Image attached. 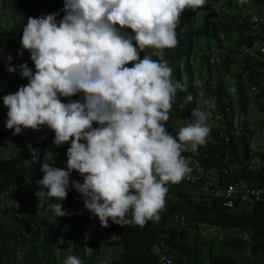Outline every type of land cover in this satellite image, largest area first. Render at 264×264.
Wrapping results in <instances>:
<instances>
[{
	"label": "clouds",
	"instance_id": "9594fccd",
	"mask_svg": "<svg viewBox=\"0 0 264 264\" xmlns=\"http://www.w3.org/2000/svg\"><path fill=\"white\" fill-rule=\"evenodd\" d=\"M207 4V0H55L53 8L45 0L32 6V16L17 32L18 55L0 48V61L9 63L8 68L0 66V82L11 83L0 91V147L8 151L0 159L14 153L26 165L39 162L43 176L32 182L22 171L8 175L4 170L14 181L23 179L11 202L0 195L11 211L8 224L37 229L40 238H55L54 231L33 227L35 220L28 211L39 201L51 211L47 220L67 215L62 201L69 187L80 194L84 208L103 228L109 221L121 227L159 221L169 199H174L171 190L192 172L184 155L205 146L212 129L215 101L205 99L202 90L197 107L177 133L170 134L166 127L167 122L176 124L170 114L178 93L188 91L187 83L175 78L166 50L179 44L176 29L182 13ZM254 40L261 42L251 43ZM23 54L27 63L21 64L17 59ZM194 86L202 89L203 83L197 79ZM193 100V95H185L179 108ZM41 127L46 131L37 136ZM42 139L50 141L55 152L48 154ZM18 166L16 161L14 167ZM71 176H79L78 181L70 183ZM30 195L33 199L28 200ZM189 195L192 202L199 199L196 187L194 192L189 188ZM238 207L222 209L235 212ZM173 217L187 226L182 213ZM95 236L94 246L104 264L136 244L105 230ZM89 238L81 246L86 253L92 250ZM160 254L171 257L160 251L158 264ZM63 264L82 261L69 255Z\"/></svg>",
	"mask_w": 264,
	"mask_h": 264
},
{
	"label": "trees",
	"instance_id": "16d2710c",
	"mask_svg": "<svg viewBox=\"0 0 264 264\" xmlns=\"http://www.w3.org/2000/svg\"><path fill=\"white\" fill-rule=\"evenodd\" d=\"M38 1L45 0H0L2 53L18 55L21 38L17 34L18 29L24 19L32 16L30 9ZM46 2L54 8L55 0H46ZM207 3L202 9L196 11L186 9L182 13L176 29L179 44L175 49L166 50L165 58H168L172 67H175V78L188 85L186 93H178L170 114L176 118V124L166 123L172 135H175L179 127L190 118L191 109L197 107L200 99L197 94L201 90L206 94L205 99L214 98L215 105L219 109L228 108L230 115L235 111L237 114L242 111L241 118L248 119L251 115L248 109L251 101L249 88L253 84L264 87V56L253 57L242 51L244 45H250L253 39L264 36L249 32L246 17L249 11L258 12L262 0H247L240 7L234 0H207ZM59 17L57 14V21ZM203 41H206L205 52L201 50ZM211 41L214 42V52L211 49ZM17 60L21 64L27 63V56L23 54ZM29 61L34 68L32 61L30 59ZM193 61L195 64H192ZM232 64L236 65L234 71H230ZM0 66L8 68L9 63L0 61ZM11 66L16 67L15 64ZM15 76L8 77L7 81L11 82ZM197 79L203 83L202 89L194 86V81ZM5 84L11 83L1 81L0 91ZM187 94L193 95L194 100L187 108L180 109L179 104ZM45 131L41 127L35 134L44 135L42 133ZM212 132L211 129L210 135L213 137ZM42 140V145L49 151L48 154L55 152L56 148L51 146L50 141ZM243 147L236 140L224 147L213 137L212 142L207 139L206 145L199 147L196 154L204 164L220 167L221 157L227 149L242 161L244 157L239 155L242 154L240 149ZM16 161H19L18 167H14ZM0 163L3 166L2 168L0 165V175H2L0 195H7L10 202L16 184H21L23 179L14 181L4 174V170L8 175L22 171L23 178L28 176L32 182L43 176L40 171L41 163L30 162L26 165L23 158L17 159L14 153L8 159H0ZM27 171L29 172L26 173ZM221 177L224 178L222 175ZM78 178L79 176L76 178L71 176L70 183L71 180L78 181ZM170 197L175 201L169 199L164 214L162 216L159 214L158 222L149 221L144 227L131 225L121 227L109 221V227L103 228L98 218L91 217L84 208L80 194L69 187L67 198L62 201L63 210L68 213L67 215L58 217L55 222L52 219L47 220L51 211L44 203L40 208L32 207L28 211L35 220L33 227L54 231L57 233L55 238L47 235L40 238L37 229L22 230L8 224L12 215L7 208L8 204L3 202L0 206V264H63L69 255L77 256L82 264H104L94 246L95 234L99 230L108 231L110 235L121 234L124 242H136L130 251L121 249L118 255L110 260V264H158V256L151 249L157 243L167 247L166 252L173 257L175 264H262L264 206L254 204L240 206L235 212H230L223 210L214 197L205 202L199 199L192 202L189 188L182 182L171 190ZM177 213H182L191 227L172 222V217ZM18 221L21 223L20 220ZM200 223L222 229L221 239L218 240L215 235L204 238L199 231ZM232 227H235V230L231 231ZM240 231L246 233L249 238L243 239ZM86 236L90 237L86 242L92 247L91 252L87 253L81 247ZM103 236L106 237L107 233H103ZM58 239L63 243H57ZM212 240L218 243L217 253L213 252ZM207 244L209 247L206 249Z\"/></svg>",
	"mask_w": 264,
	"mask_h": 264
},
{
	"label": "built area",
	"instance_id": "2783aa9c",
	"mask_svg": "<svg viewBox=\"0 0 264 264\" xmlns=\"http://www.w3.org/2000/svg\"><path fill=\"white\" fill-rule=\"evenodd\" d=\"M247 21L250 33L259 32L264 35V0L258 12H248ZM260 39L261 42L254 40L250 45H244L242 51L262 58L264 36ZM249 89L251 101L248 109L256 110L257 114L251 113L248 119H242V111L239 114L235 111L230 115L228 108L221 110L215 105L209 120L213 130L211 134L222 146L225 147L234 140L244 146L239 155L244 157L242 161L229 153V149L221 157L220 167L204 164L196 152L184 155L189 160L192 172L182 182L188 188L191 187L193 192L196 187L200 201L205 202L214 197L220 207L227 210L239 205L264 206V87L255 84ZM213 137L209 135L208 141L212 142ZM242 237L249 238L246 233ZM261 260L264 264V250ZM159 264H174V261L167 254H160Z\"/></svg>",
	"mask_w": 264,
	"mask_h": 264
},
{
	"label": "rangeland",
	"instance_id": "374dc122",
	"mask_svg": "<svg viewBox=\"0 0 264 264\" xmlns=\"http://www.w3.org/2000/svg\"><path fill=\"white\" fill-rule=\"evenodd\" d=\"M234 2L240 7L241 5H243V4H241L240 2H239V0H234ZM248 17V16H247ZM206 41H203L202 42V46H201V50H202V52L204 51H206ZM196 49H197V47H196ZM211 49H212V51L214 52L215 50H214V42L213 41H211ZM245 53V52H244ZM167 56V55H166ZM198 60H199V58H198ZM192 64H195V62L193 61L192 62ZM173 68H175L174 66H173ZM235 68H236V65L235 64H232L231 65V70L230 71H234L235 70ZM227 78H228V76H227ZM226 78V79H227ZM250 113H252V114H257L258 112L256 111V110H253V111H250ZM7 154H8V151L5 149V147H0V157H4V156H7ZM60 162L62 163V160H60ZM169 195V194H168ZM167 196V195H166ZM23 197V196H22ZM28 200L30 199H33V196L32 195H30L28 198H27ZM7 200H5L4 198L2 199V200H0V202H6ZM18 202H19V199L17 200ZM28 203H30V201H28ZM42 206V203H39V201H37L36 202V207H38V208H40ZM28 208V207H27ZM172 222H178V224L180 225L181 223H182V221L181 220H179V219H177V218H175V217H172ZM198 226H199V231H200V234L204 237V238H206V237H210V236H212V235H216L217 236V239H219V236H220V234H222V231L221 230H219V229H213V228H211V227H209L208 225H205V224H198ZM102 231V230H101ZM209 244H210V242H209ZM209 244H207V245H205V248L207 249V247H209ZM211 244L213 245V247H212V249H213V252L214 253H217L218 251H219V249H218V243L217 242H215L214 240H212V242H211ZM100 250H102V249H100ZM227 252H229V251H227ZM231 253V252H230ZM112 254V253H111ZM64 257H66V254L64 255Z\"/></svg>",
	"mask_w": 264,
	"mask_h": 264
},
{
	"label": "crops",
	"instance_id": "0c3cea01",
	"mask_svg": "<svg viewBox=\"0 0 264 264\" xmlns=\"http://www.w3.org/2000/svg\"><path fill=\"white\" fill-rule=\"evenodd\" d=\"M187 225L189 226V227H191L190 225H189V223H187ZM199 227V226H198ZM209 227H211V226H209ZM211 228H213V227H211ZM213 229H215V228H213ZM219 229V228H218ZM219 230H221L222 232H223V230L222 229H219ZM230 230L231 231H233V230H235V227H232V228H230ZM240 234L241 235H243L244 234V232H241L240 231ZM114 236H118V233L117 234H113ZM212 236H214V235H212ZM212 236H210V237H212ZM216 236V235H215ZM217 237V236H216ZM221 234H220V236H219V239H221ZM218 239V240H219ZM151 249H152V251H153V253H156V254H158L160 251H167V247L166 246H164V245H162V244H155V245H153L152 247H151Z\"/></svg>",
	"mask_w": 264,
	"mask_h": 264
}]
</instances>
